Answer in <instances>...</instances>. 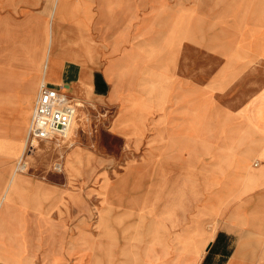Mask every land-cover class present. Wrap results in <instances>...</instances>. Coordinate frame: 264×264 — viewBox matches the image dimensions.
I'll return each mask as SVG.
<instances>
[{
    "label": "crops",
    "instance_id": "crops-1",
    "mask_svg": "<svg viewBox=\"0 0 264 264\" xmlns=\"http://www.w3.org/2000/svg\"><path fill=\"white\" fill-rule=\"evenodd\" d=\"M150 3L0 0V264H26L30 218L54 215L47 183L16 170L43 82L82 100L113 90L116 135L168 140L160 198L126 211L146 220L148 263L264 264V0H226L205 30L181 8L161 39L140 17Z\"/></svg>",
    "mask_w": 264,
    "mask_h": 264
},
{
    "label": "rangeland",
    "instance_id": "rangeland-1",
    "mask_svg": "<svg viewBox=\"0 0 264 264\" xmlns=\"http://www.w3.org/2000/svg\"><path fill=\"white\" fill-rule=\"evenodd\" d=\"M151 1L148 9L140 10V17L152 19L155 38L161 39L165 22L177 18L181 8L196 7L205 30L226 0ZM205 63H210V57L204 54ZM111 93L113 90H85L86 100L77 99L86 111L77 116L79 123L69 140L60 146V142L38 145L28 157L26 173L51 189V198L42 201V210L52 209L54 215L52 219L47 214L30 218L35 229L29 233L32 255L26 264H153L148 263L152 257L144 249L146 220L135 229V219L126 211L133 198L143 204L147 193L160 198L157 194L166 187L163 178L169 176L171 146L164 137L147 135L127 141L116 135ZM76 148L84 153L85 163L69 171L66 160ZM60 199L67 200L68 206L60 207ZM72 199H79L88 211H81Z\"/></svg>",
    "mask_w": 264,
    "mask_h": 264
},
{
    "label": "built area",
    "instance_id": "built-area-1",
    "mask_svg": "<svg viewBox=\"0 0 264 264\" xmlns=\"http://www.w3.org/2000/svg\"><path fill=\"white\" fill-rule=\"evenodd\" d=\"M78 99L66 91L50 87L43 82L31 117L25 147L17 161L16 170L25 171L28 157L44 143L67 142L69 131L81 108Z\"/></svg>",
    "mask_w": 264,
    "mask_h": 264
},
{
    "label": "bare ground",
    "instance_id": "bare-ground-1",
    "mask_svg": "<svg viewBox=\"0 0 264 264\" xmlns=\"http://www.w3.org/2000/svg\"><path fill=\"white\" fill-rule=\"evenodd\" d=\"M80 106H82V107L80 108V110H79V112H78V115H79L80 113H83V112L86 111V110H85V109H86V106H85L84 103L80 102ZM78 123H79V122H78ZM78 123L76 122V120L74 121V123H73V125H72V127H71V129H70V131H69V135H70L71 131L73 130V127H74L75 125H77Z\"/></svg>",
    "mask_w": 264,
    "mask_h": 264
}]
</instances>
